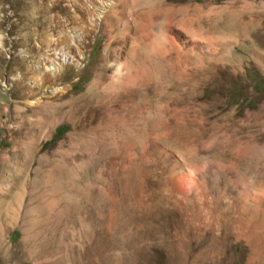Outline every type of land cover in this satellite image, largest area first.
I'll use <instances>...</instances> for the list:
<instances>
[{"label": "rangeland", "instance_id": "374dc122", "mask_svg": "<svg viewBox=\"0 0 264 264\" xmlns=\"http://www.w3.org/2000/svg\"><path fill=\"white\" fill-rule=\"evenodd\" d=\"M122 1L0 0V264H264V0Z\"/></svg>", "mask_w": 264, "mask_h": 264}, {"label": "bare ground", "instance_id": "6f19581e", "mask_svg": "<svg viewBox=\"0 0 264 264\" xmlns=\"http://www.w3.org/2000/svg\"><path fill=\"white\" fill-rule=\"evenodd\" d=\"M118 1V0H117ZM124 1V0H123ZM122 1V2H123ZM121 2V1H120ZM116 3V0H77V5L76 7L79 8L80 10H82L88 17L86 19L81 20V22L78 23V27L77 28H84L88 25H92V26H98V27H106L109 25L110 23L108 22V11L110 9H114L112 8ZM123 4V3H122ZM128 6V5H127ZM115 7V6H114ZM129 8V7H127ZM126 8V9H127ZM128 10V9H127ZM116 11V8H115ZM120 13V12H119ZM79 14V13H78ZM125 14V13H124ZM113 15V14H112ZM109 16V15H108ZM119 17V16H118ZM130 17V16H129ZM109 18H111L109 16ZM113 18V17H112ZM128 18V17H127ZM130 19V18H129ZM113 20V19H112ZM123 20V19H122ZM132 22V20H130ZM120 24L123 25H128L129 21L128 20H124L122 21ZM131 24V23H130ZM135 24V23H134ZM114 26V25H113ZM118 26V25H117ZM135 26V25H134ZM132 27V26H131ZM113 28V27H112ZM116 28V27H115ZM124 29V28H123ZM74 37V36H73ZM76 41H79V37H76ZM72 41H75L74 39H72ZM70 48V47H68ZM69 50V49H68ZM62 56L67 59H70L71 61H73V56L67 52L62 54ZM82 56V55H81ZM52 67L53 69L51 70H55L57 69L59 66H57L54 62H52Z\"/></svg>", "mask_w": 264, "mask_h": 264}]
</instances>
